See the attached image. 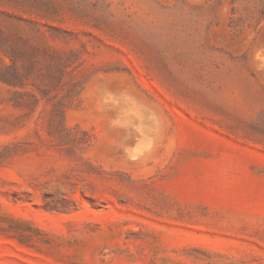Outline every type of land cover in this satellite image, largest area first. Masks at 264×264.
<instances>
[{"label": "rangeland", "instance_id": "1", "mask_svg": "<svg viewBox=\"0 0 264 264\" xmlns=\"http://www.w3.org/2000/svg\"><path fill=\"white\" fill-rule=\"evenodd\" d=\"M0 264H264V0H0Z\"/></svg>", "mask_w": 264, "mask_h": 264}]
</instances>
